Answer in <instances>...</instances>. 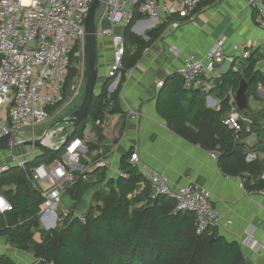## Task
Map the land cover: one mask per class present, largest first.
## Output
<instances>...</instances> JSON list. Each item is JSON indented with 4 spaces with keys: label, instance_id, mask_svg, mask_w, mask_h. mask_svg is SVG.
Instances as JSON below:
<instances>
[{
    "label": "crops",
    "instance_id": "crops-1",
    "mask_svg": "<svg viewBox=\"0 0 264 264\" xmlns=\"http://www.w3.org/2000/svg\"><path fill=\"white\" fill-rule=\"evenodd\" d=\"M168 20L162 34L148 45L136 65L122 70L118 82L108 77L114 60L112 38L98 33L95 94L99 95L106 86L109 95L117 91L120 111L111 113L109 108L104 118L98 119L103 121L101 126H96L97 120L92 119L86 137V129L83 131L88 144L79 176L90 189L79 203L68 193L66 202L62 201L57 211H88L94 195L109 192L110 184L121 178L123 160L137 153L142 176L141 167L146 165L168 178L174 189L198 184L211 191L214 206L225 220L217 227L218 234L242 246L246 264H264V250L256 251L255 246L247 243L251 237L256 246L264 245V189L256 186L257 180L264 181V175L252 179L224 172L220 166V147L212 150L202 147L198 139L203 133L193 123L199 121L196 110H218L225 96L232 105L226 116L233 113L237 89L224 92L222 88L225 75L232 68L227 62L217 65L212 77L201 78L193 89L186 88L184 82L174 83L176 72L187 56L201 58L223 38L225 54L235 56L240 69L246 60L234 48L252 42L255 70L264 77V18L247 0H202L192 20L180 17ZM175 21L181 23L177 29L171 27ZM96 23L98 31L111 27L105 8ZM156 27L149 18L141 17L136 19L131 32L149 42V33ZM124 30L115 28L119 34H124ZM136 50L137 45H131V54ZM159 82H164L161 89L157 87ZM257 93L258 99L249 95V108L264 119V84L259 85ZM243 122L245 133L240 144L246 150H255L258 158L264 160V127ZM213 152H218L216 159L211 156ZM128 162L131 164L130 158ZM144 187L142 184L135 194L139 195ZM26 253L29 252L13 248L8 237L0 235V256H9L17 264H35L34 254L26 258Z\"/></svg>",
    "mask_w": 264,
    "mask_h": 264
},
{
    "label": "built area",
    "instance_id": "built-area-1",
    "mask_svg": "<svg viewBox=\"0 0 264 264\" xmlns=\"http://www.w3.org/2000/svg\"><path fill=\"white\" fill-rule=\"evenodd\" d=\"M95 0H0V138L9 136L10 153L0 151V178L11 170L22 169L27 180L42 196L44 203L40 213L41 228L49 231L63 226L67 220L86 223L88 211L76 212L64 209L58 212L63 198L79 182L83 171L81 159L86 153L88 139L79 137L72 127L65 136L62 130L49 129L44 135H37V126L55 119L63 110L76 104L84 93L85 75V20ZM202 0H105L106 16L111 24L108 29L98 33L112 38L114 60L108 77L120 80L125 54L124 34L116 33L115 28L125 29L135 19L136 14L149 18L153 26L166 22L169 18L180 17L192 20ZM248 4L260 11L264 18V0H247ZM180 21L171 27L177 29ZM225 38L201 58L191 54L177 70L188 89L198 86L199 80H209L217 65L227 62L236 73L241 72L235 56L224 52ZM252 42L235 46L243 60L252 55ZM77 49V50H76ZM84 53L83 73L78 74L68 84L73 61ZM164 87V82L157 84ZM205 91V90H204ZM220 109V106L218 110ZM78 110V109H77ZM131 117L136 118V114ZM65 121L75 120L71 115ZM241 118L228 114L223 124L234 132L236 140L243 132ZM97 120L95 125L101 126ZM33 130L32 133L28 130ZM41 141L44 148L58 152L64 150L61 159L52 164L35 165L37 156L43 155L41 148L34 142ZM32 142V147L21 154L13 150ZM39 148V149H38ZM42 148V149H44ZM211 156L216 159L218 152ZM256 159L249 153L247 161ZM131 164L140 167L138 154L130 158ZM31 166V167H30ZM143 177L151 185L150 200L166 198L174 202V213H193L196 217L195 228L198 234L210 227H220L224 216L214 206L211 191L198 184L174 189L161 173L143 165ZM120 177H127L123 172ZM0 218L13 211L12 203L0 190ZM231 224V221H227ZM253 232L250 233V236ZM248 237V245L256 251L264 250V245L256 246ZM35 264L44 259L35 257Z\"/></svg>",
    "mask_w": 264,
    "mask_h": 264
},
{
    "label": "trees",
    "instance_id": "trees-1",
    "mask_svg": "<svg viewBox=\"0 0 264 264\" xmlns=\"http://www.w3.org/2000/svg\"><path fill=\"white\" fill-rule=\"evenodd\" d=\"M141 17L144 16L137 13L124 30L123 70L136 65L143 51L162 34L169 22L158 25L149 33L150 41L146 42L131 32L136 19ZM131 45H137L134 54L130 52ZM253 58L252 54L241 72L231 70L225 75L224 92L236 90L240 82L246 80L250 85V95L258 99V87L264 84V77L255 70L257 62ZM75 72L74 68L70 70L68 84L74 81ZM178 77L174 83L183 82ZM109 108L111 113L120 111L117 91L109 95L106 86L94 97L89 116L78 127L77 135L83 138L88 121L103 119ZM231 111L227 96L222 98L219 110H196L195 117L199 121L193 123L203 133L198 142L209 150L220 147V166L227 174L261 178L264 160L258 158L255 150H246L240 144L245 133L244 122H241L244 129L238 140L234 132L223 124V118ZM249 153L256 154L252 162L247 161ZM63 155V149L52 152L44 148L43 155L37 156L33 164L50 165ZM131 155L122 163V172L127 177L112 182L109 192L100 191L94 195L85 224L79 220H67L63 226L49 231L40 225L42 196L33 189L22 169L11 170L0 178V190L14 208L0 218V235L8 237L13 248L30 252L37 259H44L46 264H246L242 246L220 236L217 228L210 227L198 234L193 213L175 214L174 202L166 198L150 200L151 186L138 168L128 162ZM142 184L145 187L136 195ZM256 186L264 189V181L257 180ZM89 189L81 178L69 193L79 203ZM63 227L66 229L61 231ZM0 264L17 263L3 255L0 256Z\"/></svg>",
    "mask_w": 264,
    "mask_h": 264
},
{
    "label": "water",
    "instance_id": "water-1",
    "mask_svg": "<svg viewBox=\"0 0 264 264\" xmlns=\"http://www.w3.org/2000/svg\"><path fill=\"white\" fill-rule=\"evenodd\" d=\"M105 0H95L91 6L90 12L85 20L86 29V45H85V75L86 84L84 88V100L81 106L74 112L73 116L75 120L66 121L71 123L74 128H78L81 123L86 120L89 116V109L92 104L94 97L96 96L95 90L98 80L97 71V43H98V27L96 23L97 14L100 11ZM249 83L246 80H242L235 92V106L233 108V113L239 115L241 120L248 122L252 126H262L264 127V119L260 118L254 114L249 108ZM65 120H61L53 124L50 129L64 123ZM9 136H4L0 138V151L10 148ZM34 144L37 147L44 148L41 141H36ZM24 145H32V142H26ZM66 228H61L65 230ZM36 264H43L38 262Z\"/></svg>",
    "mask_w": 264,
    "mask_h": 264
},
{
    "label": "rangeland",
    "instance_id": "rangeland-1",
    "mask_svg": "<svg viewBox=\"0 0 264 264\" xmlns=\"http://www.w3.org/2000/svg\"><path fill=\"white\" fill-rule=\"evenodd\" d=\"M105 8V5L103 4L100 11L98 12L97 16L98 18L101 16V14L103 13V10ZM83 61H84V53L82 55H80L79 57L75 58L74 61H73V68L75 69V75L78 76V74H82L83 73ZM77 73V74H76ZM75 76V77H76ZM85 85V81L83 83ZM84 100V93L82 94V96L80 97L79 101L70 106L69 108L63 110L55 119L49 121L48 123L44 124V125H41V126H37L36 128V134L37 135H44L45 132L47 130H49L53 124H55L56 122H59L61 120H64L65 118L71 116L74 114V112H76V110L81 106L82 102ZM92 124V119H90L87 123V128H85V137L88 135V132H89V128ZM54 130H62L63 132H65V136L69 135L68 133H66V131L69 129L71 130L72 129V124L71 123H68V122H64L58 126H56L55 128H53ZM32 129L31 130H28V132L32 133ZM29 147H32V145H25V146H22V147H19V148H16L14 151L15 154H21L24 150H26L27 148ZM40 148V147H39ZM38 148V149H39ZM10 149H6V150H3L2 153H7L9 154L10 153ZM43 152V149L41 148V150ZM65 198V197H64ZM63 198V202H66V200H64ZM28 254H31L30 252L29 253H26V258H30Z\"/></svg>",
    "mask_w": 264,
    "mask_h": 264
},
{
    "label": "snow or ice",
    "instance_id": "snow-or-ice-1",
    "mask_svg": "<svg viewBox=\"0 0 264 264\" xmlns=\"http://www.w3.org/2000/svg\"><path fill=\"white\" fill-rule=\"evenodd\" d=\"M0 203H2V202H0Z\"/></svg>",
    "mask_w": 264,
    "mask_h": 264
}]
</instances>
